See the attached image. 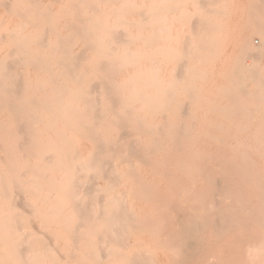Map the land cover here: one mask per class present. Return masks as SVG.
<instances>
[{"label": "bare ground", "instance_id": "bare-ground-1", "mask_svg": "<svg viewBox=\"0 0 264 264\" xmlns=\"http://www.w3.org/2000/svg\"><path fill=\"white\" fill-rule=\"evenodd\" d=\"M10 1L11 0H9V2ZM200 1L202 2V0H199V2ZM5 2H6V0H5ZM9 2H6V3H8V4H6V6L8 5V7H9V4L11 3V2L10 3ZM207 2L208 1L206 0V2L204 1L200 5L202 6V4H204V3L206 5ZM217 3H219V2H217ZM0 6H1V3H0ZM6 6H3V8H5ZM255 7L257 10H259V8H260L259 5H256ZM144 19H145V21H147V17H145ZM193 22H194V24L192 25V35H199L201 33V31L206 27V23L202 20H200L196 23L194 20ZM83 24H84V21L82 19L78 18V22L70 24L68 30L72 31L75 34L73 37L76 39L78 38V40H80V41H78L79 43L82 42V44L84 46V47H82V49L85 48L87 50H90L89 52H92L95 55L97 52V43H96L95 38L93 36L85 35V30L81 27V25H83ZM48 29H47V31L45 30V32L52 31L50 28H48ZM155 33H156L155 35H157L158 30L155 31ZM146 34H148V31ZM255 35H257L261 40V44L258 47L254 43L253 38ZM43 37L44 38H41L37 42L36 46H38L39 48H41L43 50H47L48 45H49V41L47 40L48 38L45 39V36H43ZM73 37L69 38L68 41H64L61 39L59 43L65 44V45L70 44ZM157 37H158V35L156 36V38ZM186 37H187V39L185 41H183L182 46H181L183 48V49L182 48L181 49H182L183 53L185 54V56L183 57L184 61L182 63L177 64V68H175L176 70L175 69L173 70L175 73L172 71V76L175 77L174 79L177 78L178 80H181L184 77L186 79V76L189 75L190 61L187 59V53H188V49H189V45H190L191 40H190V37H188V36H186ZM0 38H2V37H0ZM4 38H5V36H3V39ZM143 38H144V36H143ZM128 39L126 38L127 41H128ZM153 39L155 40V38H153ZM153 39H151L147 35V37H145L143 39V41L145 43L152 45V43H155L153 41ZM126 40H125V31H119V29H115V30L111 31V33L109 34L108 39L106 40V44L110 48L109 56H108V58L100 60L95 65L94 68L99 73H98V75L96 73L95 76H93L94 78L97 79V81L94 80L95 81L94 85L91 83L92 86H90L91 87L90 90L93 91L94 88H95V90H96V88H98L100 90L104 89V91L106 92V96H104L106 98H104V99H106L105 101H107L108 104H110V105L107 108H105L104 110L103 109L98 110L99 108L97 106L96 107L98 109L89 107L87 110L89 122L85 126H83L82 130L80 131L85 137L90 138V140L91 139L93 140L94 151H92L93 153L91 154L90 166L94 167L95 165L102 164L100 166L101 167L103 166L102 169L105 171V173L107 172V174H105V177H104V171H102L103 177L106 178V180H108L110 182H115L116 177L110 175V173L112 172V166H113L112 164H111L112 166L110 165L111 160H106V158H104L105 154L108 151L113 152L114 155H116L117 157L122 156L125 152H127L128 157H129L127 162H131L132 159H135V158H139V159L141 158L140 160H143V158H142L143 153L141 150L138 149L137 143H131V141L133 142V139H134L133 137H135V135L137 136V129L133 125V122H132V114L133 113L131 110H128L126 113H122V109L124 108V106L126 104H129V102L127 101L128 97H125L124 99H119V97H118L119 95H117V91L119 89H121V87H123V86L121 85V87L119 88L118 85L113 80V77L116 75V72H118V71H116L117 69H115V67H114L116 60L113 58L112 54L119 53V51H121V50H119V48L117 46H119V45L122 46V44H124V42H127ZM236 42H237L236 46L239 49V51H238L239 57L242 60H244V58L248 57L249 59L251 58L252 60H258L257 62H259V60L264 58V21H262L258 17L253 16L251 23L248 25V27L246 26V30H244L242 35H239V37H237ZM130 43H132V41ZM163 43L164 42H162V44ZM142 45H143V42L141 43V45L139 47H141ZM151 45H150V48H151ZM60 47H61V45H60ZM64 47L65 48H63L62 51L60 50L62 53L59 54V56H57V57H54V58L50 57V58L46 59L43 55L44 51L43 52L41 51L42 53L36 57L37 61L41 60V62L43 61V63H44V66L42 65L43 66L42 69H43L44 73L46 74V78L44 80H41L42 82L47 81L49 79V77H51L53 75V73L58 72V71L60 72L61 75H70V76H75L77 73H79L78 69H77V67H78L77 63L79 62L78 61L79 57L80 56L82 57V54H83L81 52L82 50H80V51L75 50V51H79V53L81 54V55L79 54L80 56L78 57L76 55H73L70 52L71 51L70 46H69L70 51H69L68 47H66V46H64ZM136 47H137V44H136V46H134V48H136ZM145 47H147V45H145ZM126 48H128V47H126ZM85 49H83V51ZM134 50L135 49H133V51ZM60 51H58V52H60ZM152 55H153V53H152ZM152 55L148 59H150L152 57ZM83 56H85V55H83ZM61 57H64V58L61 59ZM68 57H70V59ZM151 59L154 60L153 61L154 64L155 63L157 64V62H155V61H157V59H155V58H151ZM206 59H207V57H206ZM49 62H53V64H55V66H56V69H52L54 67L50 68L48 66L50 64ZM150 62H151V60H150ZM153 62L150 63V67L155 66L153 64ZM238 62H240V61H238ZM39 63L40 62L38 61V64ZM236 63H233V64L231 63L228 66V70H227L228 72L226 73V77L224 78L225 80H223L224 85H221L218 87V91L221 92L220 93L221 97L225 98V100H227L226 102H228L227 107H223L219 111L214 110L215 114L217 116V119H216L217 124L212 123L213 125H210V126L204 125L200 129L202 131L204 129V130L210 131V132L217 131L220 133V135L216 134L217 138L219 136H221V138L219 137L221 139V141L218 144L215 152L212 153L213 149L210 150L211 152L206 151L207 148H210V147H207L204 154H203V157H202L203 161L201 162V160H200L199 166H201V163H202V165L205 167V169L199 170V173L197 175H194V177H187V176H182V175L178 174L177 176H175V178L171 177L172 175L170 176L171 177L170 178L168 176L169 173L166 176H162V178H166L168 180V181H166V179H165L167 186H165V185L164 186L166 188V191H165L166 197H167V195L170 197V201H169L170 203L169 204L173 205L172 207H174V206L176 207L177 205H174V204L180 203L182 205L181 211L183 213V214L177 213V215L173 216L172 213H174V212H172L170 215H171V217L173 216V218H171L169 215V217H170V219H169L167 217L168 213L165 214L164 212H162L166 215V216H161V217H165L164 220L162 219V223H164V225H165V226L164 225L163 226L166 227V229H168L166 231H168L170 236H171L170 237L171 243L168 246V250L171 253V256L169 255L170 261H171L170 264H264V258H263V256H261V252H260L262 250V253H263V250H264V124L260 121V119L262 120V118H261L262 115L260 116V113H259V111L261 112V110H259V109L261 108L262 105H264V67H263V65L261 67V65H259V63L248 64L249 62L248 63L244 62V65H242V66L239 65V63L238 64H236ZM254 63H256V62H254ZM33 64H35L34 65L35 67L32 66ZM143 64H144V62H143ZM18 65H23V64L20 63L19 61L15 62V63L9 61L8 65H7L9 72L14 73L15 75L10 80H7L5 82L0 83V89H2V91H0V106L4 105L6 108H8L7 111L10 113V116H8V119L6 117V119L10 120L9 117H11V119L13 121L12 123L13 124L18 123V125H17L18 127L15 128V126H13L14 127V128L12 127L13 130L8 131L5 128H3L4 126L2 127L1 123H0V135L4 134L8 137L10 136V137H14V138L18 137V139H20L21 141L18 140L19 142H16L17 138L13 140L17 143L16 146L14 147V152H16V150L19 152H22L21 156L19 155L20 157H22L24 154L25 155L28 154L27 156H29V155L33 156V154L36 153V155H39L40 157H42V161L46 163L45 166H47V167L44 166L45 169H47L48 166H50V165L52 166L54 164V162H56V165H57V162H59V164L62 163L61 166L59 165L60 167H64L66 170H73L70 178L75 177L76 180L71 183L72 195L68 198L67 202L70 204L71 210L75 213V217L77 219H79V221H80V223L78 222V224H77L78 226L77 227L75 226V229L70 228L72 230H70V232L68 231L69 236L71 238L75 237V238L71 239L72 242H74V244H78L80 242L78 240V237H79L78 234H80V231L78 232V230L76 228H78L80 226H84V227H87V229L89 228V230L92 231V234L93 233H94V235L99 234L101 236L106 237L107 241L104 240L106 243L105 244L106 249L104 250L105 253L108 254V252L111 251V250H109L110 248L108 249L109 246H107V244H111V243L112 244H118L119 246L123 245V247H125L124 249L126 250V247L130 246L131 244L128 243L127 241L124 242L125 237H124V239H122V235L124 234V231H126L127 228H129L132 225L131 222L133 221V219L130 220L129 213L127 212L126 207L122 206L120 210H114L109 205L108 202H104L100 198V197H102L100 195H103L102 193L97 192L95 194L94 190H91V189L89 190V189L85 188V185L81 181L82 179H84L83 176L85 175V173H84L85 169H83L76 162H75V164L70 163L71 161H70L69 155H68V154H70L69 153L70 149L68 150L69 151L68 152L67 149L65 150V148H64L65 146H64L62 148H64V151L65 152L67 151V152L62 153L64 151H62V152L59 151L57 153V152H55V143L53 142V140H49L47 142V146L51 147L52 150H50V152H48V151L45 152L44 150H42L40 145H36L32 142L33 141L32 139L34 138V135H33L34 133L32 131L34 128V124L37 122V117L34 114L32 109L34 107H37V105L35 102H33L32 105H29L26 102V99H24L23 92L26 90L25 92L27 93L30 86L28 85L27 87L26 86L24 87L23 83L21 82V78L20 79L17 78L18 76H16L15 72H16V66H18ZM28 65H31L32 68H36L37 64H36V62H34V63L32 62ZM76 65H77V67H76ZM141 65L142 64H140V66ZM52 66H54V65H52ZM157 66L158 65H156L155 67H157ZM153 67L150 69H153ZM120 68L121 67L119 66V69ZM91 69L92 68H88V70H86L85 73L86 74H87V72L89 73L91 71ZM80 70H81V68H80ZM206 71H207V69H206ZM18 73H19V71H18ZM43 74L41 72V75H43ZM124 74H125V72H124ZM199 74H200V72H199ZM203 74H205V73H203ZM203 74H201V75H203ZM41 75H39V76H41ZM125 77H126V75H125ZM36 78H38V77H36ZM41 78H42V76H41ZM121 78L123 79L122 76H121ZM123 80H125V78ZM120 81H122V80H120ZM174 81L176 83L177 80H174ZM182 81L183 80H181V83H182ZM27 82H30V81H27ZM138 83L142 84V81H140ZM181 83H179V84H181ZM249 83H254L255 85L253 87H249ZM128 86L132 87L131 85H129V83H128ZM124 89H126V88H124ZM48 90L49 89H46L43 87V83H42L41 89H40L41 93L46 94ZM90 90L88 91L89 94H90ZM126 90H128V89H126ZM131 90L134 91V89H130L129 91H131ZM122 91H124V90H122ZM91 93H93V92H91ZM118 94H119V92H118ZM121 94H122V92H121ZM137 94L139 96L140 103L141 104H147L148 108H149V109H147V111H151V108L154 106V101L151 100L149 98V96L147 95V90H145L143 87H141L138 90ZM172 94H173V92L170 91L168 93V97L170 98L171 96L174 95V94L173 95ZM130 95H132V92ZM191 101H193V100H191ZM221 101L222 100L220 99V102ZM101 102H103V100ZM124 102H125V104H123ZM94 103H96L95 100L91 99L89 101V105H94ZM173 103H174V107H176L174 101H173ZM176 105H177V103H176ZM172 106H173V104L170 107H172ZM178 106L179 105H177V108H178ZM40 107L42 108V110L44 112H48L51 110L50 105H41ZM213 108H214V105H213ZM179 109H180V107H179ZM217 109H218V107H217ZM173 110L175 111V109H173ZM25 111L28 113V118H27L25 123H24V121L22 123V122H20L19 117ZM169 111L172 112V109H168V112ZM180 111L181 110H179V114L180 113H181V115L184 114V112H183L184 109L182 110V112H180ZM234 113H236V115H240V116L244 117V129H243L244 130V137H243L244 138V150L241 149V146H243V145H241L240 143L237 142L236 145H234L232 143V137H231V134H229V131L232 130V127L229 124L234 122L229 116L233 115ZM4 114H5V112H4ZM175 114H177V113H175ZM186 114H188V112H186ZM5 115H7V114H5ZM258 116H260V117L257 120V122H255L254 119L258 118ZM180 118H181V116H180ZM184 118H186V117H184ZM191 118H193V117H191ZM1 119H3V118H1ZM178 119H179V117H178ZM220 119H224L225 122H228V125L225 126L226 125L225 124L224 126H221L223 122L222 123H220L221 121L219 122L221 125L217 122V120H220ZM104 120L109 122V123H113L114 124L113 126H116L118 131L121 132L119 134V138H120L119 141H121L122 139L125 140L126 137L131 138L133 136L130 143H128V141H127L128 139L126 140L127 143L124 142L125 144L118 143L116 141L105 142L104 141V139L106 138L105 134H101V133L97 132L98 129L102 127L101 122H103ZM184 120H186V119H184ZM207 120H208V116H207V119L205 120L204 124H210ZM4 122H6V121H4ZM162 122L165 125L169 123L166 117L162 118ZM186 122H187V120L185 121V123ZM260 122H261V124H260ZM3 124H5V123H3ZM9 125L7 126L8 128H9ZM99 126H101V127H99ZM105 126H106V124H105ZM10 128H11V125H10ZM105 128L107 130V127H105ZM164 128L159 127V129H158L159 134L161 137L165 136V137L169 138L170 143L173 146L183 144L185 139L189 135L193 134V130L195 129V127L192 126L191 124H183V123L180 125H171V126L166 125V128L165 129ZM37 129H38V127H37ZM101 129H103V128H101ZM233 129L234 130H240L241 127L237 123V125H234ZM206 131H203V132H206ZM80 132H79V135H80ZM40 133H41V131H40ZM4 135H2V136H4ZM202 137H204V136H202ZM206 137L211 138V135L208 134ZM6 138L7 137H5L4 141H7ZM199 138H200V136H197V139H199ZM235 138H234V140H235ZM36 139L39 140L38 138H36ZM216 140L219 141V139H216ZM201 141H203V140H201ZM204 141H203V143H204ZM0 142H2V141H0ZM136 142H137V140H136ZM57 144H58V142H57ZM58 146H59V144H58ZM61 146H60V148H61ZM202 146H207V145H202ZM197 147H198V145H197ZM62 148H61V150H62ZM199 149H201V148H199ZM214 149H215V147H214ZM195 151H197V150L195 149ZM198 152H200V150H198ZM1 154L4 156H1ZM72 154H74V153H72ZM196 154H198V153H196ZM66 155H68L67 158H62L63 156H66ZM78 155H80V154L78 153L77 157H79ZM200 157H199V159H200ZM68 159L70 161L69 164H68ZM19 160H21V159H19ZM26 160H28V159H26ZM24 162H25V160H24ZM24 162L22 161V163H24ZM26 163H27V165L25 167V171L20 173L21 176H27L28 174L35 172L37 168L44 169V167L41 166L40 164L39 165L38 164H31L32 162L28 163L27 161H26ZM0 164L2 166L6 167L10 172L16 171V167H15L16 160H15L14 156H12V152H8L7 150H4V148H2L1 143H0ZM203 166H201V168H203ZM101 167H98V168L101 169ZM94 169H95V167H94ZM106 169H107V171H106ZM242 172H244V179H243L244 184L240 185V183H238V181H237V178L242 174ZM82 173H84V174L82 175ZM88 174H90V173H88ZM155 175H158V174H155ZM159 175H161V174H159ZM87 176L85 175V179ZM97 177H96V180H97ZM89 178L91 179L90 175H89ZM158 178H160V177H158ZM213 178H215L217 181H213ZM152 179L154 180V178H152ZM178 180L181 182H182V180H184V182H186V184H188V185L185 186L184 184H180V182ZM86 181L88 182V178L86 179ZM157 182H159V181H157ZM92 183H94L93 180H92ZM22 184H23L22 182H17L15 180H13L11 183V187H9L8 182L5 181L4 185H3V192L0 193V195L3 194L4 198L8 197V190H10V189H13L14 193H16L19 190L25 191L27 193H32V191L30 189L22 188ZM97 184H99V183H97ZM86 185H87V183H86ZM90 185H92V184H90ZM137 185H138L137 188L140 189V193H141V195H139V197L142 196L143 198L148 199L150 196V193H151V188H149L150 187L149 184L141 183V184H137ZM193 185H194V189L191 187ZM158 186H160V184ZM86 187L91 188L90 186H86ZM161 187H163V186H161ZM15 189H17V191ZM141 190H142V192H141ZM159 191L162 192V190H159ZM159 191H157V192H159ZM210 191H211V193H210ZM19 192H17V193H19ZM17 193L15 195H18ZM98 193H100L99 196L97 195ZM208 193L212 194L213 195L212 198L215 197L214 198L215 200L213 201V203L206 205L204 202L206 200L204 198V196ZM210 194H209V196H210ZM15 195L11 197L13 200H15L14 199V197H16ZM161 195H162V193H161ZM20 196L23 197L22 195H19V198L17 201L23 202L24 200L22 198L21 200H23V201H21ZM83 196H85V197L88 196V200L83 199L84 198ZM97 198H99V199H97ZM152 198H153V195H152ZM12 199L10 201H13ZM135 199H136V197H135ZM138 199H141V198H138ZM159 200L160 199H158L157 201H159ZM13 202L15 205L14 207L15 208H16V206L18 207L19 203L16 202L17 203V205H16L15 201H13ZM96 202L97 203L99 202L101 205L99 213L93 212V210H94L93 204ZM144 202L145 201H143V204H145ZM23 203L22 204L24 206H22L21 204L20 205L24 208L22 209L20 207V205H19V207L22 210H24L26 208L25 209L26 213H29V215L31 214L30 213L31 210H34V211L38 210V209H36L37 206L35 207L30 202H27V203L23 202ZM146 203H147V201H146ZM25 204L27 207H25ZM160 204H162V205H160V207L162 206L161 208L163 209L164 204L163 203H160ZM156 205H155V207L159 208L158 204H156ZM145 206H146V204H145ZM155 207H153V208H155ZM64 208H65V206L63 205V209L59 213H53L52 211H50L48 209H46V210L42 209V212L39 210L40 211L39 213H41L45 218L51 219L50 217L52 215H54V214L59 215V214L63 213ZM153 208H151V212L153 211ZM167 209L165 210L166 212L168 211ZM174 210L176 211V209H174ZM177 211L180 212L179 209ZM144 212H146V211H144ZM159 213H161V211ZM153 214H152V217H153ZM174 214H176V212ZM36 215H37V212H36ZM157 215H159V214H157ZM65 216H66V214H65ZM31 217H32V215H30V218ZM30 218H29V222L31 220ZM154 219H155V217H154ZM156 219H157V216H156ZM14 220H15V223L13 226V238H16L18 236L20 237V234L23 237L24 236L27 237L30 232L27 234L26 233H24V234L19 233V232L23 231V229L21 227L24 226L25 223H27L26 220L24 219V217L15 213ZM46 220H48V219H46ZM41 221H43V220H41ZM98 221L103 223V227H102L103 229L100 232L92 230V228L97 224L96 222H98ZM149 221H151V220H149ZM158 221H160V220H158ZM20 223L22 224V226ZM50 223H53V221ZM152 223L155 224V222H152ZM73 224H75V222ZM146 224H149V223L147 222ZM34 225L35 224H33V226ZM46 225H47V222L43 226H46ZM54 225H55V223H54ZM54 225H53V227H54ZM37 226L38 225L34 226L35 228H33V229H36ZM62 226H60L59 228H61ZM39 227H40V225H39ZM135 228L136 227L131 228V231L133 230L132 232H135L134 231ZM137 228H136V230H137ZM156 228H158V227H156ZM19 229H20V231H19ZM159 229H161V228H159ZM66 230H68V229H66ZM66 230H64L65 234H66ZM50 231L48 230L49 233L43 231V233H45L44 235H47V233L50 234ZM83 231H81V232H83ZM157 232H158V230H156V232L155 233L153 232V233L158 234ZM128 233H129V231H128ZM56 236H58V235H56ZM66 236H67V234H66ZM80 236H84V235H80ZM47 237H50V236L47 235ZM59 237H62V236H59ZM88 238H89V236H88ZM98 239H100V241H101V238L99 236H98ZM17 240H15L16 243H17ZM19 241L25 243L27 247L24 245L26 248L22 247L23 249H20V246H22V245L17 244L18 247L16 246L17 247L16 252H14V253L11 252V254H16L17 255L16 257L21 258V259H25V258L42 259L38 253H32L33 249H35L37 246H39L41 249H44V251L49 250L51 252L53 250V249L51 250L49 248V246L47 244H45L46 242L42 243L41 240H39L38 238H33V239L23 238ZM65 242H67V241H65ZM101 242L103 245V241H101ZM48 243H49V241H48ZM96 244H98V243H96ZM66 245H68V244H66ZM165 245H167V242ZM0 246H2V244ZM69 246H70V244H69ZM3 249H4V247H3ZM13 249H15V248H13ZM130 249H131V247H130ZM165 249H166V246H165ZM70 250H71V248H70ZM100 250L102 251V248ZM120 250H122V249H120ZM127 250H126V252H127ZM54 251L55 250H53L51 252V254L49 255L50 257L54 253ZM64 251H66V250H64ZM83 251H84V253H83ZM83 251H82V253L84 256H86V258H89L92 261L95 260L96 255H94V252H95L94 247L90 248L87 246L86 248H84ZM9 252H10L9 250H8V252L7 251L4 252V254L1 252L2 254H0L1 255L0 261L1 260L10 261L11 259L15 258L14 256H11V255L9 256V254H10ZM59 252H61V251H59ZM103 252H102V254H103ZM123 252H124V250H123ZM139 252H140V250H139ZM45 253H46V255H48L47 254L48 252H45ZM56 253H58V252L56 251ZM72 253L69 255L71 256ZM105 253H104V255H107ZM100 254L97 255L99 258L101 257ZM141 254L134 255L133 257H131V264H146V259H145L146 256H143L144 252H143V255H141ZM149 254L146 253L145 255L150 256ZM77 255H79V254H77ZM104 255H102V256H104ZM117 255H119V254H117ZM117 255H116V257H117ZM49 256H47V259L50 258ZM72 256L74 257V255H72ZM72 256H71V258H73ZM114 256H115V254H114ZM52 258L53 257H51L50 260ZM58 258L62 259V257H58ZM61 259H60V263H62ZM151 259L148 261V258H147V261L150 263ZM70 260H72V259H70ZM109 261H112V260H109ZM154 261L152 260L151 264H156V262H154ZM67 262L68 261H66V263ZM53 263H54V261H53ZM107 263H108V261H107ZM128 264H129V262H128Z\"/></svg>", "mask_w": 264, "mask_h": 264}, {"label": "clouds", "instance_id": "clouds-1", "mask_svg": "<svg viewBox=\"0 0 264 264\" xmlns=\"http://www.w3.org/2000/svg\"><path fill=\"white\" fill-rule=\"evenodd\" d=\"M11 2L10 13L0 9V20L5 18L8 20V24L0 29V37L7 36L6 40L0 39V83L10 80L15 75L9 72L7 66L9 61L13 63L19 61L28 65L36 60L41 54V50L36 47L37 42L48 28L52 29L53 35L43 55L46 59L54 58L56 50L60 47V40L68 41L75 35L68 29L70 24L78 22V18L84 21L81 27L85 30V35L93 36L97 43V52L88 65L92 69L100 60L108 58L110 48L106 40L115 29L126 31L134 43L143 37L145 30H150L149 35L157 30L162 35L166 34L169 45L164 50V55L169 59L185 56L174 45H178L184 36L190 37L187 53V59L190 61L189 79L179 85L165 80L157 69L144 70L140 67V62L152 55L143 47H138L134 51L125 48L119 53L112 54L113 58L120 62L121 67L138 68L134 78L125 81V84H134V92L130 97L132 102L124 106L122 113L128 110L133 113L132 122L137 129V147L142 151L144 158L129 163L127 152L117 157L114 174L118 177V182L100 185L99 191L106 194L107 202L114 210L126 207L131 220L134 218L136 207L134 194L143 168H150L154 174L163 175L171 172L194 177L200 164L194 150L198 133L189 135L183 144L173 146L168 139L160 136L157 118L167 111L177 98L182 102L194 97V106L197 110L200 109V91L196 84L198 73L202 70L206 57L222 48L229 39L226 21L236 10L235 0H219V3L215 4L208 0V8H201L199 0H11ZM256 5L260 6L259 10L256 9ZM246 14L249 22L253 16L264 21V0H247ZM196 16L206 23V27L199 35H192L186 31L187 22ZM145 17L148 18L147 21ZM89 75L83 68L75 76L61 75L58 71L47 81L42 82L38 79L34 82L26 102L29 105L35 102L37 105L32 110L44 139L60 141L72 149L82 145L79 132L89 122L87 110L91 97L85 84ZM140 81L142 84L136 83ZM42 83L44 88L49 89L46 94H41ZM141 87L147 90V95L154 101L151 111H146L147 104L135 107L136 103H140L137 93ZM170 91L174 93L172 99L168 97ZM41 105H50L51 110L44 112ZM76 163L89 173L97 171L90 166L91 152L82 155ZM22 171L23 168H19L10 172L0 166V193L3 192L5 181L9 187L13 180L22 182L32 191L34 202L42 203L53 213L62 211L64 203L72 195L70 177L73 170H66L60 166L47 170L37 168L35 172L21 176ZM191 187L194 189V185ZM14 216L15 211L10 202L0 195V244L8 245L14 242ZM7 264L46 262L39 258L17 257Z\"/></svg>", "mask_w": 264, "mask_h": 264}, {"label": "rangeland", "instance_id": "rangeland-1", "mask_svg": "<svg viewBox=\"0 0 264 264\" xmlns=\"http://www.w3.org/2000/svg\"><path fill=\"white\" fill-rule=\"evenodd\" d=\"M205 2H206V0H204ZM203 0H202V2H204ZM208 1V0H207ZM6 2H9V0H6ZM5 2V0H2V2H0L1 3V6H0V9H3V11H5V12H8V13H10L11 12V8H12V2L9 4V7H8V5L6 6V4H8V3H6ZM201 1L199 2V4H201L202 3ZM217 2H219V0H213L212 1V3H217ZM3 4V5H2ZM235 4H236V10H235V12H234V14L226 21V24H227V28H228V31H229V39L225 42V44H224V46L222 47V48H220L218 51H214L211 55H209V57H207V59L206 60H204V63H203V69L200 71V74L198 73V79H197V81H196V84H197V86H198V89H199V91H200V101H199V104H200V109L199 110H197L196 109V107L194 106V97L193 98H190L189 100H184V101H180V100H178V98L177 99H175L174 100V102H175V106L176 107H174V103H173V106L172 107H169V109H172V112L171 111H169L168 112V110L167 111H165V112H163V113H161L160 115H159V117L157 118L158 119V122H159V124H160V127H165L166 128V125L167 126H171V125H180V124H191L192 126H194L195 127V129L193 130V134H196V133H198V135L197 136H200V138L199 139H197L196 140V143H195V149L197 150V151H195L196 153H198L197 155H198V157H200V160H201V162L203 161L202 160V157H203V154H204V152H205V150H206V148L207 147H210V148H207V150L206 151H209V152H211L210 150H212V153H214L215 152V150H216V148H217V146H218V144L220 143V141H221V136H219L218 138H217V135L216 134H218V135H220V133L219 132H217V131H213V132H210V131H206V130H204L203 129V131H206V132H203L202 130H200L204 125H213L212 123H214V124H217L216 123V119H217V116H216V114H215V111H219V110H221L223 107H227V103L228 102H226L227 100H225V98H223V97H221V92H219L218 91V87L219 86H221V85H224V81L223 80H225L224 78L226 77V73L228 72L227 70H228V66L232 63H236V64H238L239 63V65H244V62H246V63H248V64H257V63H259V65H261V67H262V65H263V67H264V58H262L261 60H259V62H257L258 60H252L251 58L249 59L248 57H246V58H244V60H242L240 57H239V49L237 48V46H236V44H237V42H236V39H237V37H239V35H242V33L244 32V30H246V26L248 27V25L251 23V22H249V20H248V17H247V0H235ZM205 3L204 4H202V6L200 5V7L201 8H208V6H209V4H208V2H207V4L205 5ZM3 6H6L5 8H3ZM8 8V9H7ZM10 8V9H9ZM191 10V9H190ZM196 18V19H195ZM148 19V18H147ZM195 20V23L196 22H198V21H200L201 20V18L200 17H198V16H196V17H193V18H191L188 22H187V29H186V31H189V32H191L192 33V25L194 24V21ZM8 24V20H7V18H5V19H3V20H0V29H3L6 25ZM245 26V27H244ZM46 31H47V29H45ZM49 30V29H48ZM52 30V29H51ZM119 31H124L123 29H119ZM147 31H148V34H146L147 33ZM149 31L150 30H145V33H144V38L145 37H147V35L151 38V39H153V38H155V40L153 39V41L155 42V43H152V45L151 44H148V43H145L144 41H143V37L139 40V42L138 41H136L135 43L132 41V43H130L131 42V40L130 39H128L129 38V34L125 31V40H126V38L128 39V41L127 42H124V44H122V46L121 45H119V46H117L118 48H119V50H123V49H125L126 47H128L129 49H131V50H133V49H136V48H138L140 45H141V43L143 42V45L141 46V47H143L145 50H148L150 53H153V55H152V57L151 58H155V59H157V61H155V62H157V64L155 63L154 64V60H152L151 58L150 59H146V60H142L141 62H140V64H142L140 67L142 68V69H144V70H148V69H150V68H152L153 66H151L150 67V63L151 62H153V64L156 66V65H158L157 67H155L157 70H159V72H160V74H161V76L165 79V80H170V81H173V82H175L174 80H177L176 81V84H178L179 85V83H181V80H183L182 81V83L181 84H183V83H185L186 81H188V79H189V75L188 76H186V79H185V77L183 78V79H181V80H178L177 78L176 79H174L175 77H173L172 76V71L175 69V68H177V64L178 63H182L183 61H184V59L183 58H175V59H169L168 57H166V56H164V50L168 47V45H169V41L167 40V36H166V34H164V35H162V34H160L159 33V31H158V37L156 38V36L157 35H155L156 33L154 32V33H152L151 35H149ZM45 32V31H44ZM241 32V33H240ZM127 33V34H126ZM45 34V35H44ZM43 34V36H45V39H47L48 41L50 40V38H51V36L53 35V32L52 31H50V32H45ZM173 35H175V33H173ZM153 38H152V37ZM155 36V37H154ZM42 38H44V37H42ZM0 39H3V37L2 38H0ZM5 40L7 39V36L5 35V38H4ZM158 39V40H157ZM166 39V40H165ZM187 39V37L186 36H184L182 39H180L179 40V43H178V45H174V46H176V47H178L179 49H180V51H182V43H183V41H185ZM254 43H255V45L258 47V46H260V44H261V40H260V38L257 36V35H255L254 36ZM63 40V39H62ZM78 41H80V40H78ZM152 41V42H153ZM159 41V42H158ZM182 41V42H181ZM161 42V43H160ZM162 42H164L163 44H162ZM73 43V44H72ZM81 43V44H80ZM77 42V39L76 38H72V41H71V43L70 44H60L61 45V47H59L60 49H58V50H56V56L55 57H57V56H59V54H61L62 52V49L63 48H65L64 46H66V47H68L69 48V46H70V48H71V53L73 54V55H76V56H80L81 54L79 53V51L80 50H82L81 52L83 53L82 54V57L80 56L79 57V59H78V63H77V65H78V67H77V65H76V67H77V69H78V72L80 71V68L82 69L83 67V69L86 71V70H88V65H89V62L92 60V58H93V56H94V54L92 53V52H89L90 50H87V49H85V48H83V49H85L84 51H83V49H82V47H84L83 46V44H82V42ZM151 43V42H150ZM158 43V44H157ZM129 44V45H128ZM134 44V45H133ZM136 44H137V47L136 48H134V46H136ZM139 44V45H138ZM157 44V45H156ZM72 45H74V47H71ZM145 45H147V47H145ZM150 45H151V48H150ZM63 46V47H62ZM79 46V47H78ZM115 46V45H114ZM125 48H124V47ZM167 46V47H166ZM37 48H39L38 46H36ZM78 47V48H77ZM122 47V48H121ZM133 48V49H132ZM182 48V49H181ZM42 52L43 51H45V50H43V49H41V48H39ZM61 50V51H60ZM75 50H79V51H75ZM58 51H60V52H58ZM75 51V52H74ZM157 51V52H156ZM41 52V53H42ZM120 52V51H119ZM183 52V51H182ZM76 53V54H75ZM89 53V54H88ZM78 54V55H77ZM80 54V55H79ZM83 55H85V56H83ZM88 56V57H87ZM210 58V59H209ZM150 60H151V62H150ZM161 60V61H160ZM247 60V61H246ZM38 61L40 62L39 64H38ZM36 60V61H34V62H36V68H32L31 67V65H25V64H23V65H18V66H16V76H18L17 78H21V82L23 83V85H24V87L26 86H30V88H29V90H28V92L26 93L25 91L23 92V95H24V99H26L27 100V97L31 94V90H32V87H33V85H34V81L35 80H38L39 78V80L41 81V80H44L45 78H46V74L44 73V71H43V69H42V67L44 66V63H43V61L41 62V60ZM179 61V62H178ZM232 61V62H231ZM238 61H240V62H238ZM244 61V62H243ZM253 61V62H252ZM33 62V63H34ZM143 62H144V64H143ZM254 62H256V63H254ZM50 64L48 65L50 68H52V67H54V68H52V69H56V66H52V65H55V64H53V62H49ZM148 63V64H147ZM159 63V64H158ZM165 63V64H164ZM85 64V65H84ZM152 64V65H153ZM35 64H33L32 66H34ZM43 65V66H42ZM80 65V66H79ZM148 65V66H147ZM160 65V66H159ZM119 66H120V62L119 61H116L115 62V64H114V67H115V69H117L116 71H118V72H116V75L113 77V80H114V82L118 85V87L120 88L121 87V85L123 86V87H121V89H119L118 91H117V95H119L118 97H119V99H124L125 97H128V102L129 103H131L132 101H131V99H130V97H131V92H132V94H133V92L134 91H129L130 89H134V84L133 83H129V85H131L132 87H129L128 86V84H125V81H128V80H132L133 79V77L135 76V74H136V72L138 71V68H136V67H128V68H123V67H121L120 69H119ZM164 66V67H163ZM176 66V67H175ZM27 67V68H26ZM30 67V68H29ZM35 67V66H34ZM40 67V68H39ZM153 67V69H155ZM207 67V68H206ZM39 68V69H38ZM160 68V69H159ZM207 69V71H206V69ZM18 69V70H17ZM31 69V70H30ZM119 69V70H118ZM123 69V70H122ZM137 69V70H136ZM25 70V71H24ZM42 70V71H41ZM133 70V71H132ZM176 70V69H175ZM18 71H19V73H18ZM122 71V72H121ZM205 71V72H204ZM22 72V73H21ZM41 72H42V74L43 75H41ZM92 72V73H91ZM121 72V73H120ZM124 72H125V74H124ZM134 74H133V73ZM163 72V73H162ZM174 72V71H173ZM21 73V74H20ZM97 73V75H98V71H96V69L94 68V69H91V71L88 73L87 72V74H90L89 75V80L87 79V82H85V84H86V87H87V91H89L90 89H91V87L90 86H92L91 85V83L94 85V83H95V81L94 80H96L97 81V79L96 78H94L93 76H95V74ZM132 73V74H131ZM175 73V72H174ZM203 73H205V74H203ZM38 74V75H37ZM92 74V75H91ZM122 74V75H121ZM124 74V75H123ZM201 74H203V75H201ZM23 75V76H22ZM39 75H41L42 76V78H41V76H39ZM103 75V74H102ZM125 75H126V77H125ZM121 76L123 77V79L125 78V80H123L122 78H121ZM34 77V78H33ZM36 77H38V78H36ZM171 77V78H170ZM27 78V79H26ZM170 78V79H169ZM34 79V80H33ZM93 79V80H92ZM118 79V80H117ZM127 79V80H126ZM173 79V80H172ZM185 79V80H184ZM32 80V81H31ZM120 80H122V81H120ZM27 81H30V82H27ZM122 84H121V83ZM136 83H138V82H136ZM125 84V85H124ZM255 84L254 83H249V87H253ZM200 87V88H199ZM124 88H126V89H128V90H126V89H124ZM94 90H95V88H94ZM92 91V90H90V94H89V96L91 97V99L92 100H95V102L96 103H94V105H89V107L90 108H95V109H98V110H104L105 108H107L110 104H108V102L107 101H105L106 99H104V98H106V97H104V96H106V92L104 91V89L102 90H100V89H98V88H96V90L95 91ZM122 90H124V91H122ZM126 90V91H125ZM49 91V90H48ZM47 91V92H48ZM128 91V92H127ZM204 91V92H203ZM91 92H93V93H91ZM118 92H119V94H118ZM121 92H122V94H121ZM97 93V94H96ZM99 93V94H98ZM42 94V93H41ZM93 94V95H92ZM125 94V95H124ZM174 94V93H173ZM172 94V95H173ZM220 95V96H219ZM103 96V97H102ZM174 96V95H173ZM173 96H171L170 98L172 99L173 98ZM205 96V97H204ZM26 97V98H25ZM98 97V98H97ZM103 98V99H102ZM169 98V99H170ZM222 100L221 102H220V99ZM103 100V102H101ZM191 100H193V101H191ZM225 100V101H224ZM125 101V100H124ZM187 102V103H186ZM193 102V103H192ZM218 102V103H217ZM253 102V101H252ZM104 103V104H103ZM106 103V104H105ZM176 103H177V105H179L178 106V108H177V105H176ZM192 103V104H191ZM99 104V105H98ZM103 104V105H102ZM123 104H125V102L123 103ZM216 104V105H215ZM226 104V105H225ZM213 105H214V108H213ZM221 105V106H220ZM225 105V106H224ZM92 106V107H91ZM98 108H97V107ZM103 106V107H102ZM105 106V107H104ZM102 107V108H101ZM135 107L136 108H139V107H141V103H136L135 104ZM151 107V106H150ZM179 107H180V109H179ZM217 107H218V109H217ZM182 108V109H181ZM210 108V109H209ZM216 108V109H215ZM0 123H1V126L3 127V128H5L6 130H13V126H15V128H17L18 126V123H15V124H13L12 122V119H11V117H9V119L10 120H7L8 119V116H10V113L7 111V109L8 108H6L4 105H2V106H0ZM149 109V108H148ZM173 109H175V111L173 110ZM184 109V114H182L181 115V113L179 114V110H181L180 112H182V110ZM3 110V111H2ZM215 110V111H214ZM259 110H261V112L259 111V113H260V116H261V118H262V120L260 119V121L264 124V105H262L261 106V108L259 109ZM146 111H147V109H146ZM3 112V113H2ZM4 112H5V114H7V115H5L4 114ZM168 112V113H167ZM186 112H188V114H186ZM190 112V113H189ZM213 112V113H212ZM175 113H177V114H175ZM213 114V115H212ZM23 115V116H22ZM22 115H20V117H19V120H20V122H22L23 123V121H24V123L26 122V120H27V118H28V113L25 111ZM181 116V118H180V116ZM208 116V122L210 123V124H204V122H205V120L207 119V116ZM215 115V116H214ZM215 118H214V117ZM260 116H258V118H255L254 119V121L255 122H257V120L259 119V117ZM6 117H7V119H6ZM22 117V118H21ZM164 117H166L167 118V120H168V124H163V122H162V118H164ZM178 117H179V119H178ZM184 117H186V118H184ZM191 117H193V118H191ZM234 122H232L231 124H229L231 127H232V130H230L229 131V134H231V137H232V143L234 144V145H236L237 144V142L238 143H240L241 145H243V146H241V149L242 150H244V117H242V116H240V115H236V113H234L233 115H230L229 116ZM1 118H3V119H1ZM220 118V117H219ZM25 119V120H24ZM183 119V120H182ZM184 119H186L187 120V122L185 123V121L186 120H184ZM193 119V120H192ZM210 119V120H209ZM214 119V120H213ZM18 120V121H19ZM4 121H6V122H4ZM181 121V122H180ZM221 121V122H220ZM179 122V123H178ZM193 122V123H192ZM217 122L219 123H222V125L221 126H224L225 124V126H227L228 125V122H225V120L224 119H220V120H217ZM261 122H260V124H261ZM3 123H5V124H3ZM102 123V127L101 126H99V127H101V128H103V129H101V128H99L98 129V133H101V134H105V136H106V138L104 139V141L105 142H109V141H116V142H118V143H122V144H125V143H127V141H128V143H130V141L132 140V137L130 138V137H126L125 138V140L124 139H122L121 141H119L120 140V138H119V134L121 133V132H119L118 131V129H117V127L116 126H113L114 124L113 123H109V122H107V121H103V122H101ZM237 123H238V125L241 127V129L240 130H234L233 129V127H234V125H237ZM241 123V124H240ZM10 124L11 125V128H10V125H9V128L7 127L8 125ZM105 124H106V126H105ZM163 124V125H162ZM13 127V128H12ZM37 122L34 124V128H33V135H34V138L32 139L33 141V143L34 144H36V145H40L41 146V148H42V150H44L45 152H50V150H52V148L51 147H48L47 146V142L49 141V140H47V139H44L43 137H42V135H40L41 133H40V129H39V127H38V129H37ZM105 127H107V130H106V128ZM109 128V129H108ZM164 128V129H165ZM105 129V130H104ZM38 130V131H37ZM116 130V131H115ZM114 131V132H113ZM202 131V132H201ZM36 132V133H35ZM39 132V133H38ZM109 132V133H108ZM203 133V134H202ZM206 133V134H205ZM208 134H210L211 135V138H208V137H206ZM2 135H4V134H1L0 135V141H2V142H0L1 143V145H2V148H4V150H7L8 152H12V156H14V158H15V160H16V164H15V167H16V170L17 169H19V168H23V171L22 172H24L25 171V167H26V165H27V163H26V161L28 162V163H31V164H40L41 166H45L46 165V163L45 162H43L42 161V157H40L39 155H36V153L35 154H33V156L32 155H29V156H27V155H25L24 153V157L22 158V157H20L21 156V153L22 152H19V151H17L16 150V152H14V147L16 146V142H19V141H21L20 139H18V137H16V138H14V137H8V136H6V135H4V136H2ZM117 137H116V136ZM215 135V136H214ZM202 136H204V137H202ZM237 136V137H236ZM3 139H2V138ZM5 137H7L6 139H7V141H4L5 140ZM80 137H82L81 138V140H82V145L80 146V147H76L75 149H71V147L70 146H68L67 148H66V146L65 145H63V143H61L60 141H53L54 143H55V152H59V151H64V148H65V150L67 149V151L70 153V154H68L69 155V159H70V161H69V159H68V164H69V162L71 163V164H75V162L77 161V160H79V158H81V156L82 155H86L87 154V152H91V154L93 153L92 151H94V145H93V140L91 139L90 140V138H87V137H85L81 132H80ZM85 137V138H84ZM163 137V136H162ZM236 137V138H235ZM36 138H38L39 140H37ZM88 140H87V139ZM119 138V139H118ZM134 139H133V142L131 141V143H137L136 142V135H135V137H133ZM164 138H166V139H168L169 141H170V139L169 138H167V137H165L164 136ZM208 138V139H207ZM234 138H235V140H234ZM14 139H16L17 141L15 142V141H13ZM84 139V140H83ZM128 139V140H127ZM210 139V140H209ZM216 139H219V141L218 140H216ZM19 140V141H18ZM127 140V141H126ZM201 140H205L204 141V143H203V141H201ZM238 140V141H237ZM35 141V142H34ZM39 141V142H38ZM57 142H58V144H59V146H58V144H57ZM125 142V143H124ZM200 142V143H199ZM202 142V143H201ZM211 142V143H210ZM217 144H216V143ZM235 142V143H234ZM9 144V145H8ZM200 144V145H199ZM213 144V145H212ZM62 145V146H61ZM197 145H198V147H197ZM202 145H207V146H202ZM58 146V147H57ZM60 146H61V148L62 147H64V148H62V150H61V148H60ZM203 147V148H202ZM212 147V148H211ZM214 147H215V149H214ZM6 148V149H5ZM11 148V149H10ZM58 148V149H57ZM60 148V149H59ZM199 148H201V149H199ZM194 149V150H195ZM198 150H200V152H198ZM66 151V152H67ZM202 151V152H201ZM18 152V153H17ZM65 151L64 152H62V153H66ZM72 153H74V154H72ZM80 154V155H78L79 157H77V154ZM200 153V154H199ZM39 154V153H38ZM20 155V156H19ZM68 155H66V156H63L62 158H67V156ZM1 156H4V155H2L1 154ZM26 156V157H25ZM214 156V155H213ZM20 157V158H19ZM31 158V159H30ZM104 158H106V160H111V162H110V165L112 166V172L110 173V175L111 176H114V177H116V180H115V182H110V181H108V180H106V178H104L105 177V174H107V172L105 173V171L102 169L103 168V166L101 167L100 165H102V164H98V165H95L94 167H95V169H97V171H94V172H91L90 174H88L89 172H87L86 170H84V173H85V175L87 176L86 177V179L88 178V182L86 181V179H85V175L83 176L84 177V179H82L81 181H82V183L85 185V188H87V189H91V190H94L95 191V194L97 193V192H100V193H102L103 195H100V193H98L97 195L99 196H102V197H100L104 202H107V197H106V194L104 193V192H101V191H99V186L100 185H103V183L105 182V183H110V184H116L117 182H118V178H117V176L114 174L115 173V162L114 161H116V159H117V156L116 155H114V153L113 152H107L106 154H105V156H104ZM142 158H144V157H142ZM19 159H21V160H19ZM26 159H28V160H26ZM115 159V160H114ZM141 159V158H140ZM139 158H135V159H132V161L133 160H140ZM24 160H25V162H24ZM22 161L25 163H22ZM113 161V162H112ZM132 161L131 162H129V163H132ZM25 166H24V165ZM61 166L62 165V163H60L59 164V162H57V165H56V162H54V164L51 166H48V168L47 169H55V168H57L58 166ZM200 165V164H199ZM0 166H2L1 164H0ZM115 166V167H114ZM201 166H203L202 165V163H201ZM201 166H199L198 167V170H197V172L195 173V175H197L198 173H199V170H201V169H205V167L203 166V168H201ZM4 167V166H3ZM45 167H47V166H45ZM45 167H44V169H45ZM93 167V166H92ZM93 167V168H94ZM98 167H101V169L100 168H98ZM6 168V167H5ZM47 169H45V170H47ZM102 171H104V177H103V172ZM106 171H107V169H106ZM21 172V173H22ZM144 172V173H143ZM153 171L150 169V168H143L142 169V172H141V174L142 175H140V177H139V179H138V182H137V184H141V183H146V184H149V188H151V193H150V196H149V198L148 199H146V198H143L142 196H140L139 197V195H141V193H140V189L139 188H137V190H136V192H135V194H134V197H136V199H135V204H136V207H135V215H134V218H133V221L131 222V226L129 227V228H127V230L126 231H124V234L122 235V239H124V237H125V241L124 242H128V243H130L131 245L130 246H128V247H126V250H127V252H126V250L124 249L125 247H123V245L121 246H119L118 244H107V246H109L108 247V249L109 250H111L110 252H108V254L107 253H105V249H106V243H105V241H107L106 240V237L105 236H101V235H99V234H96V235H94V233L92 234V231L91 230H89V228L87 229V227H84V226H80V227H78V228H76L77 230H78V232L80 231V234H78V240L80 241L78 244H74V242H72V240L71 239H73V238H75V237H70L69 236V233H68V231L70 232V230H72L73 228L75 229V226L77 227L78 225V222L80 223V221H79V219H77L76 217H75V213L71 210V206H70V204L66 201L65 203H64V206H65V208H64V210H63V213H61V214H54V215H52L50 218L51 219H49V218H45L41 213H39L40 211L42 212V209H44V210H46L47 208L43 205V204H41L40 202H34L33 201V193H27V192H25V191H21V190H19V191H17V189H15L17 192H19V193H17L16 191V193L18 194V195H15L16 193H14V190L13 189H10V190H8V197H5L4 198V195L2 194V196H3V198L4 199H8V201L12 204H10V206L14 209V211H15V213H17V214H19V215H21V216H23L24 217V219L26 220V222L27 223H23L24 224V226H22V224H21V228L23 229V231L22 232H19V233H22V234H24V233H29V235L27 236V237H23L21 234H20V237L18 236V237H16V238H13V243H10V245L8 246V245H4V244H2V246H0V254H4V252H8V250L10 251L9 253V256L11 255V256H14L15 258H17L16 256V254H11V252L12 253H14V252H16V249H17V244H19V245H22V246H20V249H23L22 247H24V248H26L27 246H26V244L25 243H23V242H20L19 240H21V239H23V238H26V239H33V238H38L39 240H41V242L43 243V242H46L45 244H47L48 246H49V248L52 250H55L54 251V253L51 255V257H53L51 260H50V254H51V252L53 251H49V250H46V251H44V249H41L39 246H37L35 249H33V251H32V253H38L40 256H41V258H42V260L43 261H45L46 262V264H54L55 262V264H59L60 263V259L61 258H58V257H62V259H61V262L63 263V264H106L107 263V261H108V263L107 264H128V262H129V264H131V257H133L134 255H139V254H141V255H143V252H144V255L143 256H148V255H145L146 253L147 254H149L150 256H148L147 258H148V261L151 259V261H150V263L147 261V258L145 257V259H146V264H151V262H152V260L154 261V262H156V264H170L171 263V261H170V256H171V253L169 252V250H168V246H169V244L171 243V236H170V234H169V232L168 231H166V230H168V229H166V227H164L165 225H164V223H162V219L164 220V218L165 217H161V216H166L165 214L166 213H168V218L170 219V217H171V213L172 212H176V214H174V213H172V215L173 216H175V215H177V213H182V205L179 203H176V204H174V205H177L175 208L174 207H172L173 205H170L169 203V201H170V197L167 195V197H166V193H165V191H166V188H165V186H167V184H166V181H168L166 178H162V176H166L168 173V176L170 177L171 175V177H174L175 178V176H177L178 174H174L173 175V173H170V172H166V174L164 173L163 175H155V174H153L152 173ZM84 173H82V175L84 174ZM101 173V174H100ZM153 174V175H152ZM89 175H90V177H91V179L89 178ZM155 175V176H154ZM98 176V177H97ZM96 177H97V180H96ZM144 177V178H143ZM158 177H160V178H158ZM170 177V178H171ZM75 177H72V178H70V180H71V183L73 182V181H75L76 180V178L74 179ZM152 178H154V180L152 179ZM102 179V180H101ZM142 179V180H141ZM147 179V180H146ZM158 179V180H157ZM165 179H166V181H165ZM244 172H242V174L237 178V181H238V183H240V185L241 184H244ZM92 180H93V182L94 183H92ZM157 181H159V182H157ZM179 181V180H178ZM213 181H217L215 178H213ZM180 182V184H184L185 186L186 185H188V184H186V182H184V180H182V182L181 181H179ZM86 183H87V185H86ZM97 183H99V184H97ZM104 183V184H105ZM90 184H92V185H90ZM96 184V185H95ZM160 184V186H158ZM165 185V186H164ZM86 186H90L91 188H88V187H86ZM95 186V187H94ZM161 186H163V187H161ZM93 187V188H92ZM137 187H138V185H137ZM153 187V188H152ZM22 188H25V189H29V187L27 186V184H25V183H23L22 184ZM165 190H164V189ZM159 190H162V192H160ZM157 191H159V192H157ZM141 192H142V190H141ZM157 192V193H156ZM161 193H162V195H161ZM210 193H211V191H210ZM210 193H208V194H206L205 196H204V198L206 199L204 202H205V204L207 205V204H210V203H213V201L215 200L214 198L215 197H213L212 198V194H210ZM13 194V195H12ZM25 194V195H24ZM155 194V195H154ZM209 194H210V196H209ZM16 196V197H14V199L15 200H13L11 197L12 196ZM19 195H22L23 197H21L20 196V200L23 198V200H21V201H23V202H25V203H27V202H30L32 205H34L35 207H36V209H38V210H36V211H34V210H31L30 211V215H32V217L30 218V215H29V213H26V208L24 209V210H22L24 207H22V206H24L23 204V202H19V201H17L18 200V198H19ZM96 195V196H97ZM137 195V196H136ZM152 195H153V198H152ZM209 196V197H208ZM84 198L83 199H85V200H88V196H83ZM166 199H165V198ZM13 200V201H15V203L17 202V203H19L18 204V207L16 206V208L14 207L15 205H14V202L13 201H10L11 199ZM105 200H104V199ZM138 198H141V199H138ZM203 198V199H204ZM210 200H209V199ZM97 199H99V198H97ZM154 199V200H153ZM158 199H160L159 201H157ZM162 199V200H161ZM164 199V200H163ZM209 200V201H208ZM143 201H145L144 203L146 204V206H145V204H143ZM146 201H147V203H146ZM211 201V202H210ZM149 202V203H148ZM157 202V203H156ZM17 203H16V205H17ZM23 203V204H22ZM40 203V204H39ZM160 203H163L164 204V207H163V209L160 207V205H162V204H160ZM22 206H21V205ZM37 204V205H36ZM69 204V205H68ZM151 204V205H150ZM156 204H158V206H159V208L158 207H155V205ZM19 205H20V207L22 208H20L19 207ZM39 205V206H38ZM144 205V206H143ZM150 205V206H149ZM168 205V206H167ZM180 205V206H179ZM100 203L98 202H96V203H94L93 204V207H94V210H93V212L94 213H99V210H100ZM155 207V208H153V207ZM157 206V205H156ZM25 207H27L26 206V204H25ZM69 207V208H68ZM153 208V211L151 212V208ZM178 207V208H177ZM168 208V209H167ZM29 209V208H28ZM27 209V210H28ZM31 209V208H30ZM147 209V210H146ZM150 209V210H149ZM155 209V210H154ZM158 209V210H157ZM162 209V210H161ZM168 210L167 212L165 211V210ZM174 209H176V211L174 210ZM179 209V211L180 212H178L177 210ZM40 210V211H39ZM66 210V211H65ZM137 210V211H136ZM146 211V212H144V211ZM172 210V211H171ZM17 211V212H16ZM156 211V212H155ZM161 211V213H159ZM36 212H37V215H36ZM149 214H148V213ZM162 212H164V213H162ZM39 213V214H38ZM142 213V214H141ZM146 213V214H145ZM154 213V214H153ZM24 214V215H23ZM26 214V215H25ZM29 216H28V215ZM65 214H66V216H65ZM138 214V215H137ZM152 214H153V217H152ZM157 214H159V215H157ZM163 214V215H162ZM183 214V213H182ZM36 217H35V216ZM42 217H41V216ZM137 215V216H136ZM169 215H170V217H169ZM156 216H157V219H156ZM159 216V217H158ZM173 216L171 217V218H173ZM28 217V218H27ZM154 217H155V219H154ZM166 217V218H167ZM29 218L31 219L30 220V222H29ZM42 218V219H41ZM67 218V219H66ZM33 219V220H32ZM36 219V220H35ZM46 219H48V220H46ZM63 219V220H62ZM168 219V220H169ZM41 220H43V221H41ZM62 220V221H61ZM149 220H151V221H149ZM153 220V221H152ZM158 220H160V221H158ZM52 222L53 221V223H50V222ZM157 221V222H156ZM43 222V223H42ZM45 222V223H44ZM46 222H47V225L46 226H43L44 224H46ZM75 222V224H73ZM134 222V223H133ZM149 223V224H146V223ZM152 222H155V224L154 223H152ZM30 223V224H29ZM54 223H55V225H54ZM97 224L92 228V230L93 231H97V232H100V231H102V227H103V223L102 222H100V221H98V222H96ZM140 223V224H139ZM145 223V224H144ZM33 224H35L34 226H36V225H38L37 226V230L36 229H33V228H35L34 226H33ZM61 224V225H60ZM153 224V225H152ZM159 224V225H158ZM32 225V226H31ZM39 225H40V227H39ZM53 225H54V227H53ZM63 225V226H62ZM146 225V226H145ZM164 225V226H163ZM42 226V227H41ZM51 226V227H50ZM58 226V227H57ZM60 226H62L61 228H59ZM74 226V227H73ZM143 226V227H142ZM32 227V228H31ZM83 227V228H82ZM133 227H138L137 228V230H136V228H135V232H132L131 231V228H133ZM156 227H158V228H156ZM40 228V229H39ZM68 229V230H66V229ZM70 228H72V229H70ZM86 228V229H85ZM153 228V229H152ZM159 228H161V229H159ZM39 229V230H38ZM66 230V234H67V236H66V234H65V231L64 230ZM48 230L50 231V234H48L49 232H48ZM53 230V231H52ZM84 230V231H83ZM147 230V231H146ZM156 230H158V234H154L155 232H156ZM19 231H20V229H19ZM43 231L44 232H48L47 233V235H49L50 237H47V235H44L45 233H43ZM81 231H83V232H81ZM128 231H129V233H128ZM162 231V232H161ZM58 232V233H57ZM61 232V233H60ZM64 232V233H63ZM154 232V233H153ZM131 234V235H130ZM56 235H58V236H56ZM80 235H84V236H80ZM128 235V236H127ZM130 235V236H129ZM158 235V236H157ZM167 235V236H166ZM58 238H56V237ZM59 236H62V237H59ZM88 236H89V238H88ZM98 236L101 238V241H103V245H102V242L100 241V239H98ZM164 236V237H163ZM70 237V238H69ZM85 239H84V238ZM167 237V238H166ZM55 238V239H54ZM62 238V239H61ZM96 238V239H95ZM17 240V243L15 242V240ZM57 239V240H56ZM69 239V240H68ZM105 240V241H104ZM48 241H49V243H48ZM65 241H67V242H65ZM99 241V242H98ZM162 241V242H161ZM19 242V243H18ZM101 242V243H100ZM166 242H167V245H165L166 244ZM96 243H98V244H96ZM44 244V245H45ZM66 244H68V245H66ZM69 244H70V246H69ZM1 245V244H0ZM26 247H25V246ZM60 245V246H59ZM146 245V246H145ZM158 245V246H157ZM163 247H162V246ZM7 246V247H6ZM17 246V247H16ZM63 246V247H62ZM94 247V255H96V257H95V260L94 261H92L91 259H89V258H86V256H84L83 255V253H84V248H86V247ZM99 246V247H98ZM133 246V247H132ZM157 246V247H156ZM165 246H166V249H165ZM3 247H4V249H3ZM39 247V248H38ZM54 247V248H53ZM59 247V248H58ZM61 247V248H60ZM68 247V248H67ZM77 247V248H76ZM99 249H98V248ZM121 247V248H120ZM130 247H131V249H130ZM139 247V248H138ZM10 248V249H9ZM13 248H15V249H13ZM70 248H71V250H70ZM74 250H73V249ZM102 248V251L100 250ZM138 248V249H137ZM39 249V250H38ZM69 249V250H68ZM120 249H122V250H120ZM13 250V251H12ZM15 250V251H14ZM64 250H66V251H64ZM83 251V253H82V251ZM123 250H124V252H123ZM139 250H140V252H139ZM168 252H167V251ZM44 251V252H43ZM56 251L58 252V253H56ZM59 251H61V252H59ZM74 253H72V252ZM104 251V252H103ZM115 251V252H114ZM150 251V252H149ZM2 252V253H1ZM45 252H48L47 254L48 255H46V253ZM67 252V253H66ZM98 252V253H97ZM102 252H103V254H102ZM114 252V253H113ZM126 252V253H125ZM133 252V253H132ZM261 252V256H263V258H264V250H263V253H262V250L260 251ZM72 253V255H74V257L73 258H71V256L69 255V254H71ZM102 255H104V253L105 254H107V255H104V256H102ZM110 253V254H109ZM113 253V254H112ZM119 254V255H117V254ZM152 253V254H151ZM30 254V253H29ZM59 254V255H58ZM77 254H79V255H77ZM100 254V256L102 257H98L97 255H99ZM114 254H115V256H114ZM124 254V255H123ZM61 255V256H60ZM76 255V256H75ZM116 255H117V257H116ZM121 255V256H120ZM170 255V256H169ZM1 256V255H0ZM47 256H49L50 258H48L47 259ZM152 256V257H151ZM154 256V257H153ZM46 257V258H45ZM76 257V258H75ZM98 257V258H97ZM116 257V258H115ZM151 257V258H150ZM66 260H65V259ZM69 258V259H68ZM106 258V259H105ZM47 259V260H46ZM70 259H72V260H70ZM79 259V260H78ZM88 259V260H87ZM101 259V260H100ZM108 259V260H107ZM65 260V261H64ZM78 260V261H77ZM99 260V261H98ZM109 260H112V261H109ZM53 261H54V263H53ZM66 261H68L67 263H66ZM103 261V262H102ZM8 262V260H1L0 261V264H6ZM88 262V263H87ZM105 262V263H104ZM62 263H60V264H62Z\"/></svg>", "mask_w": 264, "mask_h": 264}]
</instances>
